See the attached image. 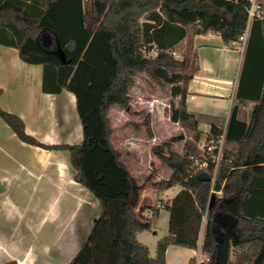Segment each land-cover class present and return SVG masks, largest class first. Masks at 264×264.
Wrapping results in <instances>:
<instances>
[{"label":"trees","instance_id":"16d2710c","mask_svg":"<svg viewBox=\"0 0 264 264\" xmlns=\"http://www.w3.org/2000/svg\"><path fill=\"white\" fill-rule=\"evenodd\" d=\"M248 6L247 0H0V44L15 48L23 62L43 67L44 92L66 90L75 96L82 126L79 145L39 144L24 133L18 117L0 110L22 142L68 152L73 180L100 206V215L66 264H165L169 246L197 248L204 219L201 264H264V19L249 26L236 98L238 104L254 106L248 123L238 120V106L232 107L212 186L221 197L210 194L211 180L201 182L197 175L213 176L209 154L217 149L207 153L206 147L214 146L223 131L211 126L200 149L202 133L185 107L191 38L214 34L226 45L237 43L247 27ZM184 40L186 53L175 59L171 53ZM57 45L65 63L52 53ZM138 73L170 87L177 104L170 105L169 119L187 138L180 153L173 147L177 137L151 146L155 160L171 171L155 184L157 191L180 189L159 201V208L136 211L140 187L112 146L108 113L112 107L128 108ZM144 127L152 139L148 118ZM203 160L208 165L197 172L195 162ZM160 209L168 212V233L150 256L136 234L153 228ZM219 215L238 222V236L218 232Z\"/></svg>","mask_w":264,"mask_h":264},{"label":"crops","instance_id":"0c3cea01","mask_svg":"<svg viewBox=\"0 0 264 264\" xmlns=\"http://www.w3.org/2000/svg\"><path fill=\"white\" fill-rule=\"evenodd\" d=\"M260 1L264 4V0ZM186 45L184 40L175 49ZM190 48L194 68L185 107L197 120L203 145L211 126L225 132L235 105L237 119L248 123L254 103L238 104L236 98L245 44L226 45L219 36L206 34L192 37ZM43 75L42 66L23 62L15 48L0 44V110L18 117L24 133L39 144H81L82 126L75 96L66 90L44 92ZM153 140L155 136L149 141ZM155 144L158 143L152 145ZM119 161L140 187L136 211L165 202L156 200L157 196L173 188L158 192L153 186L160 180L150 172L156 161L151 152L146 162L137 155H126V163ZM72 175L68 152L22 142L0 117V264H66L73 258L98 217L87 210L98 202ZM160 213L159 210L154 229L136 234L137 240L148 247L150 256H154L157 241L168 233V227L163 236L155 231L161 224ZM168 216L167 212V221ZM225 218L217 217L218 232L226 231L222 226L229 220L232 232L238 236V222ZM205 226L204 219L195 250L169 246L165 264H201L205 260L201 251Z\"/></svg>","mask_w":264,"mask_h":264},{"label":"rangeland","instance_id":"374dc122","mask_svg":"<svg viewBox=\"0 0 264 264\" xmlns=\"http://www.w3.org/2000/svg\"><path fill=\"white\" fill-rule=\"evenodd\" d=\"M174 51L179 56V59H181L186 53V48L182 49L177 47ZM151 56H154V54H151ZM191 61L188 72H192L194 68V62L193 60ZM133 80V85L128 92V108L123 110L118 107H112L108 113L112 127L111 142L118 158L126 163V155L128 157L137 155L138 158L146 162L148 153H150V147L153 143H160L172 137H177L179 139V136H182L183 139H179L173 146L174 149L180 153L187 136L178 124H174L169 120L170 105L173 104L175 106L177 104V99L170 96V87L161 86L146 73H138ZM146 118L149 119V129L153 138L154 136L156 137V140L149 141L150 139L147 138L144 127V119ZM126 141L129 142L127 143ZM201 146L202 143L200 140L199 147ZM150 172L152 175L157 176L159 180H163L168 177L170 170L165 166H161L158 161H155L150 168ZM150 180L151 179L148 178L147 181ZM214 180L215 177L211 181L210 194L213 197H221V193L212 190ZM153 186L155 187V184H153ZM178 191L179 187H174L167 193H160L156 200L166 201L169 196L176 194ZM87 211L89 212L88 214L91 216L96 215V217L99 216L101 212L98 203ZM160 212L161 224L155 228V231L159 236H163L168 227L167 212L164 209H160ZM164 216L166 218H164ZM222 217L229 219L227 216L222 215ZM93 220L94 219H92V221ZM154 227L155 225L152 229H154ZM222 227L225 228L226 231L232 232L233 226H230L229 220H226ZM240 228L241 226L238 224V229Z\"/></svg>","mask_w":264,"mask_h":264},{"label":"built area","instance_id":"2783aa9c","mask_svg":"<svg viewBox=\"0 0 264 264\" xmlns=\"http://www.w3.org/2000/svg\"><path fill=\"white\" fill-rule=\"evenodd\" d=\"M247 1L249 4V6L247 8V27H246L244 33L238 38V43H241L242 45H244L246 43L248 33H249V26H250L251 22L253 20L264 19V4H262V2L260 0H247ZM152 54H154V52H152ZM171 55L175 59H179V56L175 53V51L172 52ZM223 140H224V131H223L222 135L220 136V138L216 141L214 146L206 147L207 153H211V151L213 149H217V152L215 155L209 154V158L211 159V161L215 165L214 166V174H213V177H211V181L215 177V174L217 171V166H218V163H219V160L221 157V153H222V148H223ZM200 149H204V144L200 147ZM207 165H208L207 160L196 162L195 170L197 172H200L204 168H206ZM156 206L159 208L161 206V203L157 202Z\"/></svg>","mask_w":264,"mask_h":264},{"label":"water","instance_id":"95a60500","mask_svg":"<svg viewBox=\"0 0 264 264\" xmlns=\"http://www.w3.org/2000/svg\"><path fill=\"white\" fill-rule=\"evenodd\" d=\"M52 53L58 57L61 63H65V58L61 53L60 49L58 48V45L57 48ZM179 139L182 140L183 137L179 136ZM197 179L201 182H209L211 180L209 174L206 172H201L200 174H198Z\"/></svg>","mask_w":264,"mask_h":264}]
</instances>
